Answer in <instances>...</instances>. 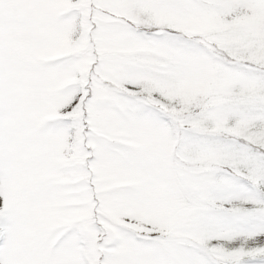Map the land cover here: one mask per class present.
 Listing matches in <instances>:
<instances>
[{"label": "snow or ice", "instance_id": "obj_1", "mask_svg": "<svg viewBox=\"0 0 264 264\" xmlns=\"http://www.w3.org/2000/svg\"><path fill=\"white\" fill-rule=\"evenodd\" d=\"M0 264H264V0H0Z\"/></svg>", "mask_w": 264, "mask_h": 264}]
</instances>
